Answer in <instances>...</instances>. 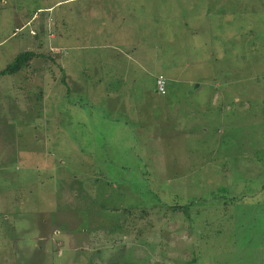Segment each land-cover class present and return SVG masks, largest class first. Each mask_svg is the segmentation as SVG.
<instances>
[{"label":"rangeland","instance_id":"obj_1","mask_svg":"<svg viewBox=\"0 0 264 264\" xmlns=\"http://www.w3.org/2000/svg\"><path fill=\"white\" fill-rule=\"evenodd\" d=\"M24 51L0 264H264V0H0V70Z\"/></svg>","mask_w":264,"mask_h":264},{"label":"trees","instance_id":"obj_2","mask_svg":"<svg viewBox=\"0 0 264 264\" xmlns=\"http://www.w3.org/2000/svg\"><path fill=\"white\" fill-rule=\"evenodd\" d=\"M41 57L40 55L38 56L35 54L33 51H24L19 54H17L13 61L7 64V66L0 70V76H6L7 74H14L19 72L26 64L29 63L30 60L34 58H39ZM165 78V77H164ZM166 80V78H165ZM156 92H157V87H156ZM159 93V92H157ZM167 93V90H166ZM165 93V94H166ZM160 94V93H159ZM163 94V95H165Z\"/></svg>","mask_w":264,"mask_h":264},{"label":"crops","instance_id":"obj_3","mask_svg":"<svg viewBox=\"0 0 264 264\" xmlns=\"http://www.w3.org/2000/svg\"><path fill=\"white\" fill-rule=\"evenodd\" d=\"M80 58L85 63L88 62L89 59H90L88 56H86V57H76V56L73 57L72 56L69 59L68 58H64V57L62 58V60H61V63H62L61 69L65 73L67 79L70 78L72 80V79H74L76 77L75 73L72 70L71 71H68V68H70V66L71 67H74V68L78 67L79 64L77 66V63H78V59H80ZM91 60H92L91 62H93V59H91ZM81 68L83 69V67H81ZM84 70H86V69L84 68ZM95 70H96V67H95ZM98 78H101L102 79V77H98ZM108 98H110V96H108Z\"/></svg>","mask_w":264,"mask_h":264},{"label":"built area","instance_id":"obj_4","mask_svg":"<svg viewBox=\"0 0 264 264\" xmlns=\"http://www.w3.org/2000/svg\"><path fill=\"white\" fill-rule=\"evenodd\" d=\"M156 87H157V92L160 94H165L167 90V80H165L164 76L159 75L156 77Z\"/></svg>","mask_w":264,"mask_h":264}]
</instances>
